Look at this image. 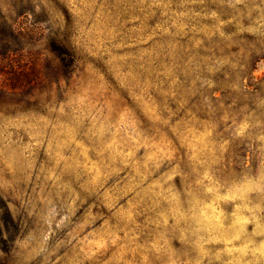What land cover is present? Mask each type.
<instances>
[{
  "label": "rangeland",
  "instance_id": "374dc122",
  "mask_svg": "<svg viewBox=\"0 0 264 264\" xmlns=\"http://www.w3.org/2000/svg\"><path fill=\"white\" fill-rule=\"evenodd\" d=\"M12 2L0 0L10 20L44 28L17 18ZM60 3L69 16L58 22H73L77 35L81 86L53 108L16 106L0 92V264H264V0ZM190 31L210 54L196 71L208 64L216 78L229 68L219 79L238 100H253L234 120L225 116L236 128L231 141H217L209 126L177 125L175 145L160 131L153 87L137 83L133 49L150 47L140 50L148 64L165 58L152 48L167 40L175 60ZM116 90H139L144 123Z\"/></svg>",
  "mask_w": 264,
  "mask_h": 264
},
{
  "label": "trees",
  "instance_id": "16d2710c",
  "mask_svg": "<svg viewBox=\"0 0 264 264\" xmlns=\"http://www.w3.org/2000/svg\"><path fill=\"white\" fill-rule=\"evenodd\" d=\"M199 1L209 3V0ZM11 6L13 9L17 7V11L14 9L17 18L32 16L36 20L35 25H43L44 28L34 30L17 24L16 19L10 20L12 16H7L5 8L0 4V76H5L0 84V92L6 98L16 100V106L26 104L53 108V100L65 96L70 86H81L77 35L72 27L73 22L65 25L58 22L59 18H68L67 6L60 3V0H16ZM175 11L182 12L180 9ZM55 19L57 20L54 23ZM189 26L200 29L198 23ZM146 34L152 35L151 30ZM203 39L205 38L197 32L190 31L184 40L179 41L181 52L178 54L179 58L175 60L170 57L171 50L167 44L170 42L167 40H155L156 46L152 48L154 55L157 52L163 54L165 58L161 57L159 60L144 58L143 61H150L148 64L141 62L140 50L147 49L150 52V47H137L132 50L135 69L142 68L141 71L134 70L141 74L137 82L139 88L141 86L145 89L148 85L153 87L148 93L159 105L161 119L166 123V127L160 131L166 132L175 145H178L177 125L188 131L209 126L213 128V136L217 141L220 143L225 140L231 141L236 128L228 127L225 116L227 115L229 120H234L243 114V107H252L253 100L246 103L232 95L233 86L230 80L219 79L225 77L222 76L224 72L230 74L227 72L231 71L229 68L223 69L216 78H210L205 74L208 64L204 63V73L196 71L199 59L210 56L209 52L205 51L208 49L207 44L197 45ZM152 70L153 75H150L149 72ZM165 71H171L169 76L163 75ZM210 82L218 87L210 89ZM217 89L221 91L220 97L216 96ZM117 97L119 101L128 103L139 122H145L139 106L140 101H136L137 98H141L139 90H132L131 96L118 91ZM146 98L150 99L147 96ZM147 128L148 126L142 127L143 130ZM251 135L256 137L257 132L253 131ZM249 144L250 142L245 143ZM238 151L246 149L241 148ZM176 187L183 195L188 191L180 179ZM186 197L184 196V199ZM7 216L8 221L14 222L10 213ZM18 226L22 228L21 224ZM0 229L2 231L1 225Z\"/></svg>",
  "mask_w": 264,
  "mask_h": 264
}]
</instances>
